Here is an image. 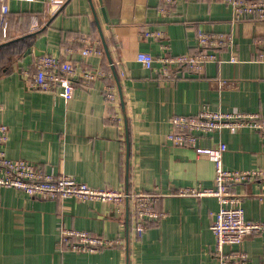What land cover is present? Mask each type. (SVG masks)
Segmentation results:
<instances>
[{
	"label": "crops",
	"instance_id": "crops-1",
	"mask_svg": "<svg viewBox=\"0 0 264 264\" xmlns=\"http://www.w3.org/2000/svg\"><path fill=\"white\" fill-rule=\"evenodd\" d=\"M0 23V122L9 127L4 144L11 158H25L46 171L64 173L99 188L156 194L153 208L162 213L135 231L134 198L121 210L101 200L30 196L15 187L0 189V264H219L211 223L220 207L215 195H182L184 187L214 186V163L189 146L172 143L171 118L212 109L264 114V62L256 59L264 20L233 19L223 0H186L169 14L160 0H65L50 10L47 0H8ZM1 16V8H0ZM38 28L33 29L34 19ZM226 32L234 38L238 62L228 49L222 62L209 61L200 72L187 67L164 77L136 59L139 50L159 56L198 52L197 30ZM162 30L165 37H146ZM88 43L101 54L83 55ZM45 54L70 57L79 72L101 70L95 80L75 81L71 98L61 86L33 87L32 75ZM160 66V62H155ZM103 72V73H102ZM114 86L115 99L106 87ZM227 143L224 165L264 168V138L251 127L214 130L201 145ZM245 216L264 221V178L235 185ZM64 227L122 243L96 251L62 246ZM244 264H264V233L246 235L240 245Z\"/></svg>",
	"mask_w": 264,
	"mask_h": 264
},
{
	"label": "built area",
	"instance_id": "built-area-1",
	"mask_svg": "<svg viewBox=\"0 0 264 264\" xmlns=\"http://www.w3.org/2000/svg\"><path fill=\"white\" fill-rule=\"evenodd\" d=\"M186 0H160L159 10L169 14L172 8ZM233 11V19L252 16L264 20V0H223ZM65 0H47L50 10H58ZM0 23L4 22L5 14L9 12L8 0H0ZM38 19H34L32 28H38ZM146 37L163 38L162 30H146ZM198 52L173 54L166 51L156 56L150 50H139L136 55L138 62L146 68L158 72L164 77H177L178 69L187 67L192 72H200L209 61L222 62L218 54L221 49H228L229 61L238 62L239 56L235 50L234 38L226 32H215L199 28L197 30ZM82 48L83 55L101 54L102 50L95 44L88 43ZM256 59L264 62V37L257 40ZM160 62L156 66L155 62ZM103 73V72H102ZM101 75V70L83 69L79 72L76 63L70 57L45 54L38 59L36 71L30 75L25 71L30 84L44 91H52L61 86L66 98H71L75 89V81L81 77L84 80H95ZM108 98L115 99L114 86L106 87ZM172 129L167 138L174 144L192 147L197 156L205 155L215 165V183L212 187H184L179 194L215 195L220 200V207L211 223L215 235L219 264H244L246 255L241 250L226 251L229 245H240L250 233H264V221L247 219L242 204V196L232 192V188L246 181L264 178V168L231 169L224 165L223 155L227 143L219 141L213 145H201V137L214 130L228 128L235 132L241 127H251L260 132L264 138V114L241 110L212 109L203 105L196 114H177L171 118ZM9 127L0 122V189L15 187L30 196H40L50 199L75 197L80 200H101L113 203L121 210L128 198H134L132 216L135 219V231L138 235L144 233L148 222L159 218L162 213L153 208L156 194L139 192L131 195L128 190L99 188L87 182L79 181L74 176L64 173L46 171L40 164L25 158H11L6 154L4 144L9 140ZM62 246L79 251H96L104 246L122 243L118 239L93 235L87 230L64 227L60 231Z\"/></svg>",
	"mask_w": 264,
	"mask_h": 264
},
{
	"label": "trees",
	"instance_id": "trees-1",
	"mask_svg": "<svg viewBox=\"0 0 264 264\" xmlns=\"http://www.w3.org/2000/svg\"><path fill=\"white\" fill-rule=\"evenodd\" d=\"M6 14H7V13H6ZM6 14H5V17L7 16ZM3 23H5V19H4V22H3ZM3 23H2V24H3ZM1 27L3 28V26L0 25V30H1ZM194 151H195V150H194ZM195 153H196V152H195ZM212 162H213V161H212ZM213 163H214V162H213ZM214 168H215V165H214ZM214 183H215V177H214ZM148 224H149V222H148Z\"/></svg>",
	"mask_w": 264,
	"mask_h": 264
}]
</instances>
